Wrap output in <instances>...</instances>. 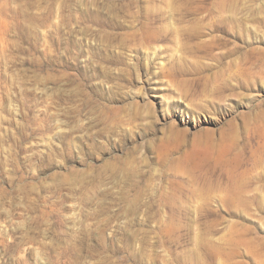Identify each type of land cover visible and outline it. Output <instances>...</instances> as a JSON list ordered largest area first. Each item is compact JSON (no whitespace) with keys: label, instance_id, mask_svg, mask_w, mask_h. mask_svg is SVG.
Returning <instances> with one entry per match:
<instances>
[{"label":"rangeland","instance_id":"1","mask_svg":"<svg viewBox=\"0 0 264 264\" xmlns=\"http://www.w3.org/2000/svg\"><path fill=\"white\" fill-rule=\"evenodd\" d=\"M0 264H264V0H0Z\"/></svg>","mask_w":264,"mask_h":264}]
</instances>
